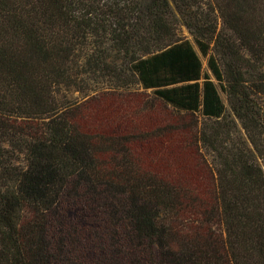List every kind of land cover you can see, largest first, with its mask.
<instances>
[{
  "label": "trees",
  "instance_id": "1",
  "mask_svg": "<svg viewBox=\"0 0 264 264\" xmlns=\"http://www.w3.org/2000/svg\"><path fill=\"white\" fill-rule=\"evenodd\" d=\"M0 264H264V0H0Z\"/></svg>",
  "mask_w": 264,
  "mask_h": 264
},
{
  "label": "rangeland",
  "instance_id": "2",
  "mask_svg": "<svg viewBox=\"0 0 264 264\" xmlns=\"http://www.w3.org/2000/svg\"><path fill=\"white\" fill-rule=\"evenodd\" d=\"M182 30H183V31H182L183 36H186V37H187L188 39H190V40L192 41V43H193V39H192L191 35L188 33V31H187L185 28H183ZM199 54H200V52H199ZM200 55H201V54H200ZM201 58H202V61H203V67L206 69V68H207V59L204 58V57H202V55H201ZM221 96H222V99L224 100V102L227 103L226 95H225L224 93L221 92Z\"/></svg>",
  "mask_w": 264,
  "mask_h": 264
}]
</instances>
